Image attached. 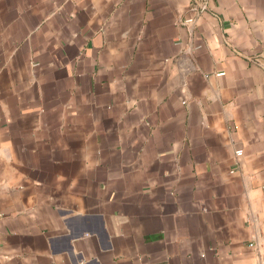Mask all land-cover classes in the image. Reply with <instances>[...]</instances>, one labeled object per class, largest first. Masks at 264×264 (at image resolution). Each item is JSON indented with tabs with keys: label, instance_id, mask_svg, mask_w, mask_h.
<instances>
[{
	"label": "crops",
	"instance_id": "0c3cea01",
	"mask_svg": "<svg viewBox=\"0 0 264 264\" xmlns=\"http://www.w3.org/2000/svg\"><path fill=\"white\" fill-rule=\"evenodd\" d=\"M0 264H264V0H0Z\"/></svg>",
	"mask_w": 264,
	"mask_h": 264
},
{
	"label": "built area",
	"instance_id": "2783aa9c",
	"mask_svg": "<svg viewBox=\"0 0 264 264\" xmlns=\"http://www.w3.org/2000/svg\"><path fill=\"white\" fill-rule=\"evenodd\" d=\"M208 7H207V4L206 3H203V4H201V10H206ZM190 21H192V19H187L186 21H185V23H188V22H190Z\"/></svg>",
	"mask_w": 264,
	"mask_h": 264
}]
</instances>
